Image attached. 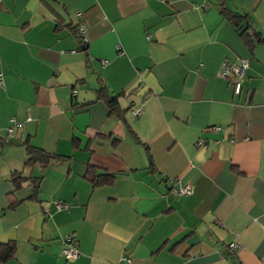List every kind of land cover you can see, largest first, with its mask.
I'll return each mask as SVG.
<instances>
[{
    "label": "crops",
    "instance_id": "0c3cea01",
    "mask_svg": "<svg viewBox=\"0 0 264 264\" xmlns=\"http://www.w3.org/2000/svg\"><path fill=\"white\" fill-rule=\"evenodd\" d=\"M223 7L264 38V0H0V264H264V65Z\"/></svg>",
    "mask_w": 264,
    "mask_h": 264
},
{
    "label": "built area",
    "instance_id": "2783aa9c",
    "mask_svg": "<svg viewBox=\"0 0 264 264\" xmlns=\"http://www.w3.org/2000/svg\"><path fill=\"white\" fill-rule=\"evenodd\" d=\"M81 31L86 30V25L83 23L79 26ZM249 67V59L248 57L240 58L238 60V63H230L228 61L223 62L222 70L220 72V75L224 78L230 81V84L233 87V91L235 94H239L241 91L242 87V79L245 75V71ZM4 84V77L2 75V72H0V86H3ZM132 113L135 116L141 115L143 113V107H133L132 108ZM14 122V119L12 120ZM9 133H13V127L9 128ZM177 192L180 195H190L193 192V187L190 184H179L176 188ZM57 207L59 209H66L69 207V205L63 201V200H58L56 202ZM63 250L62 254L65 256L66 259L73 260L76 259L80 256V250L77 244L76 239L74 238L73 235H68L65 237L63 240ZM228 247L231 249H238L239 245L236 243H229ZM126 264H130L131 259L125 257L124 258Z\"/></svg>",
    "mask_w": 264,
    "mask_h": 264
},
{
    "label": "trees",
    "instance_id": "16d2710c",
    "mask_svg": "<svg viewBox=\"0 0 264 264\" xmlns=\"http://www.w3.org/2000/svg\"><path fill=\"white\" fill-rule=\"evenodd\" d=\"M223 13L230 20V22L233 23L234 26H238L243 20H247L246 16H242V15H238L237 13H233L230 10H228V8H226V7H223ZM72 29L78 30V25L75 27H72ZM242 36L244 38L245 44L249 48L251 56H253L252 37H254L259 42H264V38L261 37L260 34H257L256 32L251 31L249 28H247V30H245L242 33ZM99 93L101 95H104L105 97H108V95L106 94V92L104 90H100ZM109 100L112 101V104L115 101L112 97ZM28 152L31 155L28 164H31L34 162H40L45 167L49 164V162H51L54 158H56V155L46 153V152L42 151L41 149H39L35 146H32V145H30L28 147ZM86 176L93 182L94 186H98L100 184L105 183L103 176L97 174V172H94V170H92V171L88 170L86 172ZM22 179H23V177L19 173L14 174L13 181L17 187H20L22 185L23 180H24V179L23 180ZM63 246H64V244H63ZM16 252H17V244L15 241H10L7 243H0V261H2V262L9 261L10 259L14 258ZM80 255H81V253H80ZM67 260H69V259H67Z\"/></svg>",
    "mask_w": 264,
    "mask_h": 264
},
{
    "label": "water",
    "instance_id": "95a60500",
    "mask_svg": "<svg viewBox=\"0 0 264 264\" xmlns=\"http://www.w3.org/2000/svg\"><path fill=\"white\" fill-rule=\"evenodd\" d=\"M248 24L246 20H243L237 27V33L241 34L245 30H247ZM253 43V57L260 64L264 65V42L257 41L254 37H252Z\"/></svg>",
    "mask_w": 264,
    "mask_h": 264
}]
</instances>
